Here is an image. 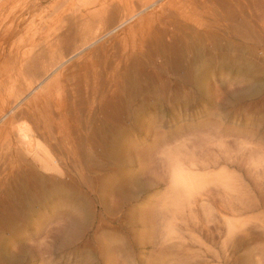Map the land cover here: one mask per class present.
Returning <instances> with one entry per match:
<instances>
[{"label": "rangeland", "instance_id": "obj_1", "mask_svg": "<svg viewBox=\"0 0 264 264\" xmlns=\"http://www.w3.org/2000/svg\"><path fill=\"white\" fill-rule=\"evenodd\" d=\"M0 264H264V0H0Z\"/></svg>", "mask_w": 264, "mask_h": 264}, {"label": "bare ground", "instance_id": "obj_2", "mask_svg": "<svg viewBox=\"0 0 264 264\" xmlns=\"http://www.w3.org/2000/svg\"><path fill=\"white\" fill-rule=\"evenodd\" d=\"M248 71H249V70H248ZM228 198H230V197H228ZM226 199H227V198H226ZM228 207H229V206H228ZM230 208L232 209V206H230ZM17 216H18V215H17ZM16 220H17V218H16ZM16 220H15V221H16ZM18 222H19V221H18ZM4 228H5V227H4Z\"/></svg>", "mask_w": 264, "mask_h": 264}]
</instances>
